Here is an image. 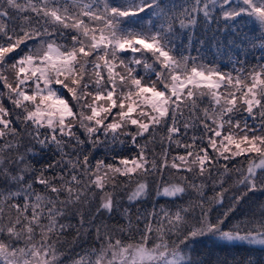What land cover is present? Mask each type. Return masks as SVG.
I'll use <instances>...</instances> for the list:
<instances>
[{
  "label": "snow or ice",
  "instance_id": "snow-or-ice-1",
  "mask_svg": "<svg viewBox=\"0 0 264 264\" xmlns=\"http://www.w3.org/2000/svg\"><path fill=\"white\" fill-rule=\"evenodd\" d=\"M257 193L264 0H0V264H264Z\"/></svg>",
  "mask_w": 264,
  "mask_h": 264
},
{
  "label": "trees",
  "instance_id": "trees-1",
  "mask_svg": "<svg viewBox=\"0 0 264 264\" xmlns=\"http://www.w3.org/2000/svg\"><path fill=\"white\" fill-rule=\"evenodd\" d=\"M256 54L259 55V52H257ZM230 69V64H227L226 61L222 62L223 71H229ZM209 195H211V192H209ZM257 197H259L260 200H264V194L257 193L253 197V200H255ZM247 207L248 206L245 205L243 208H241L235 213L232 221L233 223L236 220L244 218V211ZM215 214L216 213L214 212L213 217H215ZM193 247L195 249L194 255H197V258L204 260L205 264H217L218 261L228 262L231 261L233 258L238 259L240 257L249 255V252L247 251V245H241L239 243L232 244L226 241H221L211 235L198 237L197 240L194 242ZM263 253L264 251H256L252 252L251 255L254 259L258 256L262 258Z\"/></svg>",
  "mask_w": 264,
  "mask_h": 264
},
{
  "label": "rangeland",
  "instance_id": "rangeland-1",
  "mask_svg": "<svg viewBox=\"0 0 264 264\" xmlns=\"http://www.w3.org/2000/svg\"><path fill=\"white\" fill-rule=\"evenodd\" d=\"M262 258H264V253H263V256H262Z\"/></svg>",
  "mask_w": 264,
  "mask_h": 264
}]
</instances>
